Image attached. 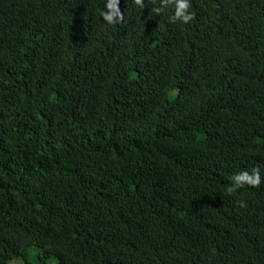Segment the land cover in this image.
Segmentation results:
<instances>
[{
    "label": "trees",
    "instance_id": "obj_1",
    "mask_svg": "<svg viewBox=\"0 0 264 264\" xmlns=\"http://www.w3.org/2000/svg\"><path fill=\"white\" fill-rule=\"evenodd\" d=\"M189 3L0 0V264H264V0Z\"/></svg>",
    "mask_w": 264,
    "mask_h": 264
},
{
    "label": "clouds",
    "instance_id": "obj_2",
    "mask_svg": "<svg viewBox=\"0 0 264 264\" xmlns=\"http://www.w3.org/2000/svg\"><path fill=\"white\" fill-rule=\"evenodd\" d=\"M120 0H107L106 9L107 11H102L101 15L103 19L109 24H116L117 22H122L124 19L123 13L119 8ZM135 4L143 8L144 0H134ZM154 2V0H153ZM170 4L175 5V16L173 21L181 20L184 23H189L194 19V14L190 13L188 10L191 7L189 0H161L162 7H157L153 9L156 13L163 10ZM232 186L227 189L229 194L234 193L237 189L244 187L245 185L251 187H259L261 184V177L259 169H253L250 174L247 171H242L235 174L232 178ZM246 205L241 202L240 207H245Z\"/></svg>",
    "mask_w": 264,
    "mask_h": 264
},
{
    "label": "rangeland",
    "instance_id": "obj_3",
    "mask_svg": "<svg viewBox=\"0 0 264 264\" xmlns=\"http://www.w3.org/2000/svg\"><path fill=\"white\" fill-rule=\"evenodd\" d=\"M37 253H38V250L36 249L35 246H28L26 250V254L29 257L30 261L33 262V264H40L37 259ZM10 264H23V260L15 259ZM45 264H61V263L56 258H49L47 259Z\"/></svg>",
    "mask_w": 264,
    "mask_h": 264
}]
</instances>
